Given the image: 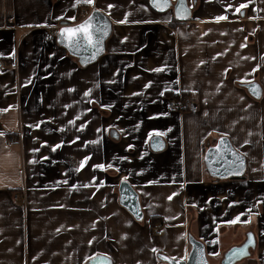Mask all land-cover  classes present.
<instances>
[{
  "label": "crops",
  "instance_id": "1",
  "mask_svg": "<svg viewBox=\"0 0 264 264\" xmlns=\"http://www.w3.org/2000/svg\"><path fill=\"white\" fill-rule=\"evenodd\" d=\"M188 4L179 20L144 0H0V264H168L161 254L188 257L189 234L222 264L249 232L256 246L236 264H264V0ZM95 8L113 22L97 61L45 41L44 27ZM178 93L195 106L170 110ZM55 128L64 153L46 181L34 133ZM223 136L244 178L210 173L205 151ZM124 179L141 221L119 202Z\"/></svg>",
  "mask_w": 264,
  "mask_h": 264
},
{
  "label": "water",
  "instance_id": "2",
  "mask_svg": "<svg viewBox=\"0 0 264 264\" xmlns=\"http://www.w3.org/2000/svg\"><path fill=\"white\" fill-rule=\"evenodd\" d=\"M149 5L157 12H165L173 10L174 16L179 20H185L191 15V8L188 4V0H184V6L187 12L184 13L183 18L177 15V7L180 4V0H169V6L163 11L153 7L152 0H148ZM92 18V24L97 29L94 38L99 40V43L95 46L81 45L80 47H70L64 37L61 36V30L63 28H75L80 24H83ZM60 28L56 35V42L63 46L69 55L78 59L81 65H88L99 59L101 55L106 51V42L110 37L113 30L112 20L100 9H92L82 20L72 23L69 20H61ZM255 96H259L260 87L256 82L248 83L246 85ZM254 89H256L254 91ZM164 146V141L160 137H154L151 140V148L154 150H160ZM219 146V147H218ZM205 162L211 174L220 178L226 179L234 176H241L246 170V158L243 154L238 152L232 145L230 139L226 136L219 138L218 142L209 146L205 151ZM119 202L125 207L136 220L141 221L144 218L143 209L139 193L127 180H121L118 187ZM189 243L191 245V251L185 259H174L166 254H161L159 257L168 264H209V259L206 253V247L204 242L197 239L193 234H189ZM256 240L252 232H249L243 243L235 245L228 249L222 259V264H236L243 259L251 255V250L255 248ZM100 257H106L104 264H112L111 259L105 255H97ZM168 257V259H164ZM88 264H98V261L91 259Z\"/></svg>",
  "mask_w": 264,
  "mask_h": 264
},
{
  "label": "snow or ice",
  "instance_id": "3",
  "mask_svg": "<svg viewBox=\"0 0 264 264\" xmlns=\"http://www.w3.org/2000/svg\"><path fill=\"white\" fill-rule=\"evenodd\" d=\"M86 3H93L94 0H85ZM153 7L157 8L158 10L163 11L165 8L169 6V0H152ZM245 7V5L240 6ZM239 11V8L237 9ZM187 12L186 7L184 6V0H180V4L177 7V15L181 16L183 18L184 13ZM74 19V17H73ZM218 20L220 19H226V17L221 16L217 17ZM97 29L93 26L92 24V18L89 19V21L78 25L75 28H63L61 30V36L66 39L70 47H80L82 44L87 45V46H92L95 47L98 43L99 40L94 38L95 32ZM156 71H160V69H157ZM256 89H254L255 91ZM157 135H163V133H157ZM151 136V134H150ZM219 147V146H218ZM83 166V165H82ZM96 167H101L103 168V165H97ZM126 179V178H125ZM171 199V197H169ZM238 219V218H237ZM233 223L235 221H232ZM91 259H95L98 261V264H104L105 260L107 259L106 257H100V256H95L91 257ZM164 259H168V257H164Z\"/></svg>",
  "mask_w": 264,
  "mask_h": 264
},
{
  "label": "rangeland",
  "instance_id": "4",
  "mask_svg": "<svg viewBox=\"0 0 264 264\" xmlns=\"http://www.w3.org/2000/svg\"><path fill=\"white\" fill-rule=\"evenodd\" d=\"M57 130L56 128L54 130H37L34 133L35 138L40 139L41 142H37L36 152H42L44 154V158L41 160L42 165V171H40V176H43V178L48 181L50 179H53L52 176H54V171L57 169L59 170L62 164V161H60L59 155L60 153H64V147L59 146L55 144V142L58 140L59 136H57ZM46 140V142H44ZM42 143V144H40ZM49 144H54L49 146ZM40 165V168H41ZM25 198V194H22Z\"/></svg>",
  "mask_w": 264,
  "mask_h": 264
},
{
  "label": "built area",
  "instance_id": "5",
  "mask_svg": "<svg viewBox=\"0 0 264 264\" xmlns=\"http://www.w3.org/2000/svg\"><path fill=\"white\" fill-rule=\"evenodd\" d=\"M86 15L84 13L80 14L82 20ZM61 24L59 22L52 23L46 27H44L45 35L44 39L48 42H56V35L60 28ZM5 67V63L0 61V68ZM196 104V98L192 95L178 93L176 95H172L168 100V107L170 110L175 111H187L192 109ZM13 141V140H11ZM15 198H18L17 196ZM162 229L158 230V233L161 234Z\"/></svg>",
  "mask_w": 264,
  "mask_h": 264
},
{
  "label": "trees",
  "instance_id": "6",
  "mask_svg": "<svg viewBox=\"0 0 264 264\" xmlns=\"http://www.w3.org/2000/svg\"><path fill=\"white\" fill-rule=\"evenodd\" d=\"M145 2H147L148 3V0H144ZM84 7H87V5H84V4H79L78 5V12H80L81 10H85V8ZM71 56V55H70ZM75 61H77L78 62V59L77 58H75V57H73V56H71ZM79 63V62H78ZM79 65H81L80 63H79ZM81 66H84V65H81ZM244 175V174H243ZM243 175H241V176H234L233 178H244V176ZM159 218L157 217V216H153L152 217V224L154 225L155 224V222L158 220Z\"/></svg>",
  "mask_w": 264,
  "mask_h": 264
}]
</instances>
